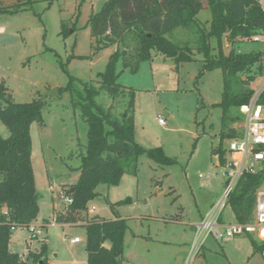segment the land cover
<instances>
[{
	"label": "rangeland",
	"instance_id": "374dc122",
	"mask_svg": "<svg viewBox=\"0 0 264 264\" xmlns=\"http://www.w3.org/2000/svg\"><path fill=\"white\" fill-rule=\"evenodd\" d=\"M108 0H0V80H4L17 103L43 100L54 88H65L70 79L94 83L106 70L118 46L98 48L89 21ZM197 15V25L176 28L167 37L191 50V61L177 62L164 55L141 61L136 71L115 61L117 82L134 93L135 139L144 148L161 147L174 160L161 165L141 155L136 172L125 161L119 185H99L90 201L88 216L127 219L124 237L126 264H187L194 241L193 225L205 215L224 190V168L213 149H228L221 142L222 111L214 104L222 100L223 73L216 69L201 77L204 54L199 52L200 29L208 30L212 13L206 0ZM12 10L5 12L4 9ZM17 9V10H15ZM15 10V11H14ZM67 34L63 35V30ZM211 53L218 54L215 40ZM224 55L264 51L261 42L231 45L222 40ZM251 85H264V64ZM119 114L123 101L98 98ZM128 101V97L125 98ZM43 123L31 127L32 164L39 213L29 228L12 233L9 248L24 260L30 251L47 246L48 264H87V232L84 227L54 223V209L62 210L63 185L78 181L81 153L87 146V124L71 105L70 92L47 97ZM238 113V112H237ZM232 112L233 116L237 115ZM168 114V116H166ZM163 119L166 124H159ZM232 127L241 128L242 122ZM0 135L9 131L0 121ZM95 209V210H93ZM225 224L236 222L228 205ZM37 238H32V234ZM79 239L78 243L72 240ZM256 236H239L228 242L209 237L192 264H264L255 249ZM110 246V242L106 243Z\"/></svg>",
	"mask_w": 264,
	"mask_h": 264
},
{
	"label": "trees",
	"instance_id": "16d2710c",
	"mask_svg": "<svg viewBox=\"0 0 264 264\" xmlns=\"http://www.w3.org/2000/svg\"><path fill=\"white\" fill-rule=\"evenodd\" d=\"M206 1L212 20L208 30L200 29L198 50L205 56L199 77L206 71L222 70V100L213 106L222 111L220 139L223 142L240 133L241 128L231 125L242 122L239 108L249 103L256 92L251 85L256 80V70L261 71L263 67L264 51L241 53L233 50L224 55L222 40L226 38L231 45L253 41V37L264 30V11L255 0ZM19 2L25 4L29 0ZM204 7L201 0H108L89 21L98 48L117 45L118 49L106 70L99 74L96 84L80 83L74 89V80L70 79L65 88H59V94L70 92L72 107L78 109L87 124V146L85 153L80 155L78 181L63 185L60 198L64 207L54 209L55 224L86 229L87 264H124L127 219L87 215L90 201L97 197V187L119 185L126 171L123 163L130 161L135 173L141 155L161 165L174 162L161 147L144 148L136 141L134 93L117 82L115 61L121 57L123 66L132 71L137 70L141 61L151 60L158 54L177 62L191 61L190 48L174 43L167 35L176 28L196 26V17ZM62 34H67L65 28ZM212 40L219 50L215 55L211 53ZM101 96L114 102L123 101L124 111L118 114L113 106L106 107L98 101ZM259 103L264 105V91ZM45 106V100L17 103L5 81L0 80V121L9 131L8 138L0 135V264H48L46 244L39 251H30L26 260L9 248L13 231L29 228L39 213L31 127L43 123ZM234 110L238 112L236 116L232 114ZM213 154L225 165L227 150L220 145L213 149ZM263 184L264 172L246 174L238 182L228 201L236 222L245 223L251 219L256 191ZM66 199L72 202L66 203ZM32 238L36 239L37 234L33 233ZM255 244V249L262 251L264 244Z\"/></svg>",
	"mask_w": 264,
	"mask_h": 264
},
{
	"label": "built area",
	"instance_id": "2783aa9c",
	"mask_svg": "<svg viewBox=\"0 0 264 264\" xmlns=\"http://www.w3.org/2000/svg\"><path fill=\"white\" fill-rule=\"evenodd\" d=\"M255 1L264 11V0ZM253 42L264 44V30L253 37ZM263 91L264 85L256 90L249 103L239 108L242 115V126L239 135L229 139L225 165L220 164L219 157L216 155L219 166L225 170L224 190L205 217L195 226L194 241L187 264H192L209 237L217 241L228 242L239 236H256L260 240V245L264 244V184L256 191L255 208L248 222H235L227 225L222 220L229 197L241 178L246 174L264 172V105L259 103ZM159 124L164 126L166 122L159 119ZM71 202L70 199H66V203ZM79 241V239L72 240L73 243ZM261 254L264 258V248Z\"/></svg>",
	"mask_w": 264,
	"mask_h": 264
},
{
	"label": "water",
	"instance_id": "95a60500",
	"mask_svg": "<svg viewBox=\"0 0 264 264\" xmlns=\"http://www.w3.org/2000/svg\"><path fill=\"white\" fill-rule=\"evenodd\" d=\"M59 96V88H54L49 90L43 97V100H45L47 97H57Z\"/></svg>",
	"mask_w": 264,
	"mask_h": 264
},
{
	"label": "crops",
	"instance_id": "0c3cea01",
	"mask_svg": "<svg viewBox=\"0 0 264 264\" xmlns=\"http://www.w3.org/2000/svg\"><path fill=\"white\" fill-rule=\"evenodd\" d=\"M2 31H3V29L1 28V29H0V32H2ZM166 116H168V114H166ZM212 204H214V203H212ZM211 207H212V205H211ZM211 207L209 208V210L211 209ZM208 212H209V211H208ZM208 212H207V213H208ZM207 213H206V214H207ZM206 214H205V215H206ZM205 215H201V218H200L199 222L205 217ZM199 222H198V223H199ZM198 223H197V224H198ZM197 224H196V225H197ZM196 225H193V232H194V235H195V226H196ZM213 240H214V241H217V240H215V239H213ZM76 243H78V242H76ZM123 256H124V255H123ZM124 264H126V258H125V256H124Z\"/></svg>",
	"mask_w": 264,
	"mask_h": 264
}]
</instances>
